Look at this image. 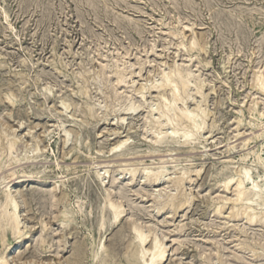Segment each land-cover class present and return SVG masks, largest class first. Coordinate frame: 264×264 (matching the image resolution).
Here are the masks:
<instances>
[{
    "label": "rangeland",
    "instance_id": "374dc122",
    "mask_svg": "<svg viewBox=\"0 0 264 264\" xmlns=\"http://www.w3.org/2000/svg\"><path fill=\"white\" fill-rule=\"evenodd\" d=\"M52 1H47L53 5L50 16L40 24L43 6L21 11L19 0H0V130L20 140L13 150L18 162L8 166L10 157L0 159V200L7 186L13 183L12 173L17 172L15 177H19V183L13 190L22 202L18 214L26 225L21 230L35 234L19 244L12 264H145L150 256L146 255L145 259L142 246L148 249L155 238L166 245L164 264H264V229L257 224H245L242 218L237 221L231 218L232 201L224 198H236L234 187L229 190L225 186L245 165L252 167L255 180L264 183V170L255 168V156L242 160L261 141L252 140L246 149L239 146L243 137L252 131L248 123L251 119L248 98L244 97L250 91L253 66L259 57L254 40L264 36V17L262 22L258 20L264 0H194V3L189 0L190 7L184 0H99L101 7L96 11L80 0ZM242 6L254 9L251 10L253 18L244 21L247 24H243V35L247 41L242 44L244 52L238 54L237 44L226 43L235 35L216 26L212 16ZM117 15L135 21L130 20V26L124 22L119 27L113 18ZM194 39L203 48H191ZM190 57L201 63L189 61ZM115 65L126 69L123 86L113 89L112 85L108 88L99 80L87 79L92 75L95 78L103 67L111 71ZM186 65L201 73L198 80L209 82L204 88V93L209 94L205 95L204 102L208 110L204 138L195 149L174 142L155 146L160 149L156 151L159 153L146 156L144 153L154 148L143 126L147 111L161 104L160 92L171 98L170 91H159L154 86L162 82L165 73ZM116 90L121 92L119 98H115ZM140 91L144 92V105L137 112L140 114L134 117L131 112L122 111L130 104L138 106ZM198 101L201 97L193 95L187 106L192 110ZM239 118L243 120L242 135L234 138ZM63 134L68 137L66 144ZM122 140L130 142L129 155L113 150ZM34 151L38 152L37 158L22 160L25 154ZM160 156L174 158L160 169L164 174L162 183L142 188L145 169L159 162ZM129 157L135 158L130 160L133 163H120V159ZM226 164L232 168H226ZM97 165H111L105 169L108 172L101 186L95 179ZM128 166L138 170L130 188L122 192L126 195L128 211L125 214L129 213L130 217L126 215L114 223L108 215L104 229L100 230L98 224L107 187H111L115 176L127 180L130 174L123 173ZM194 170H200V174L196 176ZM182 173L186 175L184 180L175 185L173 179L183 176ZM189 175H193L192 180ZM55 186L57 201L49 192ZM165 187L168 193L179 195L178 200H170ZM38 192L44 196H38ZM186 193L191 203L180 207ZM52 202H57L56 206ZM243 203L239 201L237 209ZM258 208H264V204ZM139 230L149 236L144 244L140 243ZM100 240L103 241L99 246ZM16 241L11 230L0 231V255ZM95 249L99 252L98 260L94 257Z\"/></svg>",
    "mask_w": 264,
    "mask_h": 264
},
{
    "label": "bare ground",
    "instance_id": "6f19581e",
    "mask_svg": "<svg viewBox=\"0 0 264 264\" xmlns=\"http://www.w3.org/2000/svg\"><path fill=\"white\" fill-rule=\"evenodd\" d=\"M48 0H19V5H20V9L21 11H24L26 9H28L29 7H41L43 6L42 9H44L43 14L41 15V19H40V24H43L46 19L50 16L51 14V7L53 5H50L49 2H47ZM52 1V0H51ZM83 1L84 3L89 4L90 9L92 8L93 11H96L97 7L99 6L98 3L99 0H80ZM104 1V0H103ZM102 1V3H103ZM106 1V0H105ZM121 1V0H120ZM119 1V3H120ZM152 1V0H151ZM154 1V0H153ZM175 1V0H173ZM208 1V0H207ZM211 1V0H210ZM18 2V1H17ZM53 2V1H52ZM107 2V1H106ZM114 2V0H113ZM169 2H171L169 0ZM185 4H187L189 2V0H184ZM196 2V1H195ZM214 2V1H213ZM117 3V2H116ZM180 3V2H179ZM182 3V2H181ZM194 3V0H193ZM198 3V2H196ZM211 3V2H210ZM215 3V2H214ZM178 4V3H177ZM184 4V5H185ZM190 4V3H189ZM187 4V5H189ZM207 4V3H206ZM217 4V3H216ZM102 5V4H101ZM112 5V4H111ZM114 5V4H113ZM117 5V4H116ZM121 5V4H120ZM179 5V4H178ZM185 5V6H187ZM193 5V4H192ZM196 5V4H195ZM198 5V4H197ZM196 5V6H197ZM202 5V4H201ZM212 5V4H211ZM55 6V5H54ZM106 5H104L102 7V9L105 7ZM108 6V5H107ZM175 6V5H174ZM194 6V7H196ZM203 6V5H202ZM207 7V5H205ZM218 6V5H217ZM237 6V5H236ZM247 6V5H246ZM251 6V5H250ZM249 6V7H250ZM257 6V5H255ZM259 6V5H258ZM5 7V6H4ZM101 7V6H99ZM98 7V8H99ZM110 7V6H108ZM113 7V6H112ZM181 7V6H180ZM190 7V5L188 6ZM199 7V6H198ZM210 10H213V6H210ZM232 7V6H231ZM239 7V6H238ZM241 7V6H240ZM243 7V6H242ZM245 7V6H244ZM236 8V9H230V10H222V12H217L216 14H214V16H212L215 20V25L221 27L222 29H225L228 32H232L235 35V38H233L232 40H229V42L226 41V43H235L237 44V50L236 52H241L243 51V46L242 44L244 42L247 41L246 37L243 35L245 34L243 31V24H247L244 23V21L248 18H253L252 16V12L251 10H248L249 7H247V9L245 8ZM253 7V6H252ZM251 7V8H252ZM263 7V5H262ZM53 8V7H52ZM55 8V7H54ZM111 8V7H110ZM179 8V7H178ZM187 8V7H186ZM192 8V7H191ZM216 8V7H215ZM214 8V9H215ZM221 8V7H220ZM235 8V7H233ZM260 8V6H259ZM259 8H255V9H259ZM101 9V10H102ZM113 9V8H112ZM217 9V8H216ZM227 9V8H226ZM229 9V8H228ZM54 10V9H53ZM56 10V9H55ZM100 10V9H99ZM108 10V9H107ZM110 10V9H109ZM114 10V9H113ZM195 10V9H193ZM3 11V9H2ZM5 11V10H4ZM106 11V10H105ZM107 14V12H105ZM209 12V10H207ZM259 11V10H258ZM261 13L259 14L258 20H260V22L263 21V15H264V9L261 8ZM42 12V11H41ZM99 12V11H98ZM112 12V11H111ZM109 12V14L111 13ZM254 12V11H253ZM256 12V11H255ZM55 13V12H54ZM96 13V12H95ZM211 13V12H210ZM214 13V12H213ZM4 14L7 15V13L5 12ZM97 14V13H96ZM105 14V15H106ZM118 15H121L122 13H116ZM112 15V13H111ZM114 16V21L117 22V24L119 25V27H122V25H125L124 22L130 23L131 17L127 18L126 17L123 19L121 18V16L118 17ZM124 15V14H123ZM211 16V15H210ZM40 17V16H39ZM97 17V16H96ZM123 17V16H122ZM109 18V16H108ZM112 18V17H111ZM112 18V19H113ZM250 18V19H251ZM135 19V18H134ZM257 20V19H256ZM49 21V20H47ZM135 21V20H133ZM138 21V20H137ZM136 21V22H137ZM212 21V19H211ZM139 23V22H138ZM214 23V22H213ZM255 24V21L253 22ZM84 24V23H83ZM135 24V23H134ZM251 24V23H250ZM131 25V23H130ZM129 25V26H130ZM83 26V25H82ZM141 26V25H140ZM252 27H254L253 25H251ZM126 27V26H125ZM138 26H136L137 28ZM213 27V26H212ZM245 27V26H244ZM247 27V26H246ZM258 27V26H257ZM218 28V27H217ZM220 28V29H221ZM125 29V28H123ZM130 29V28H128ZM132 29V28H131ZM141 29V28H140ZM215 29V28H214ZM221 29V30H222ZM248 29V28H247ZM251 29V28H250ZM91 30V29H89ZM219 30V29H217ZM220 30V31H221ZM252 30V29H251ZM92 31V30H91ZM90 31V33H91ZM136 31V30H135ZM138 31V30H137ZM142 31V30H141ZM140 31V33H141ZM215 31V30H214ZM219 31V32H220ZM249 31V30H248ZM93 32V31H92ZM175 32V31H173ZM172 31H170L169 33H173ZM177 32V31H176ZM223 32V31H222ZM250 32V31H249ZM139 33V32H138ZM93 34V33H92ZM218 34V33H217ZM177 33L174 34V36H176ZM178 36V35H177ZM219 36V35H217ZM225 36V35H224ZM230 36H233L230 34ZM247 36H249L247 34ZM252 36V35H251ZM261 36V35H259ZM94 37V36H93ZM227 37V36H226ZM225 37V38H226ZM258 37V36H257ZM256 37V38H257ZM223 38V36H222ZM223 38V39H225ZM250 38V37H249ZM253 39V37H252ZM222 39H220L221 41ZM250 39H248L249 41ZM254 40V39H253ZM224 41V40H222ZM225 42V41H224ZM254 42H257L255 44H257V49H256V53H258L257 55L258 60L255 63V65L253 66V70H252V75H251V80L252 83L251 84V88L249 89L250 91H244L247 92V94L245 95L244 98H248L247 102L249 104H247L248 106V111L250 114L251 119H249V131L250 129L252 131H250L251 133L246 134L243 137V140L241 142V146L243 149H246L245 147H247L249 145V143L252 140H257L259 139L261 141V144L259 145V147L257 149H253L251 151H248L247 153H245V155L243 156L242 160H246L247 157L249 155H254L255 156V168L259 169L263 168L264 170V157L262 155H264V153L262 154V152H264V36L259 37L258 39H255ZM253 42V43H254ZM201 43V42H200ZM233 44V46L235 45ZM249 44V43H246ZM191 48H197V47H202L203 45L200 44L199 46V41L197 39H194V41L191 43ZM225 46V45H224ZM231 47V46H230ZM246 47V46H245ZM254 47V50H255ZM203 48V47H202ZM236 48V46H235ZM207 51V50H206ZM244 52V51H243ZM255 52V51H254ZM232 53V52H231ZM233 54V53H232ZM239 54V53H238ZM197 57V56H196ZM191 58V57H190ZM196 61L198 60L197 58H195ZM189 61H193L194 62V58H191V60ZM195 61V62H196ZM199 61V60H198ZM142 62V61H141ZM194 62V63H195ZM200 62V61H199ZM201 63V62H200ZM56 64V63H55ZM105 65V64H104ZM196 65V64H195ZM108 66V65H107ZM116 66V65H115ZM236 66V65H235ZM121 67V66H120ZM119 66H116V68L112 69L111 71H108L107 68L103 67L100 71H97V75L95 76V78L92 76H88L87 79L89 80H99L100 83L102 84V86L108 87L110 88L111 85L113 89H117V86L122 85L124 83H126V79L123 78V72L126 70L121 69ZM192 66H187L185 68H175V70L172 73H165L163 75V80L162 82H160L159 84H156L154 87L159 90V91H170L171 93V98H167L165 97V93L163 94L162 92H160V94L158 95L160 97V99L162 100L161 104L158 107H151V109H147L148 111V115L145 118V125L147 130V136H149L151 138L152 144L154 146V148L149 149L146 153H144V155H150L153 154L155 152V154L159 153L156 152L160 149H155V146H160L163 144H171L174 142H182L184 143L183 146H186V144L190 145L189 149H195L196 148V144L202 142L201 140L204 138L203 133L206 130V119L208 116V110L204 108V102H205V95L207 93H204V88H206V81L205 80H198L199 79V74L195 73V71L193 70V68H191ZM109 69V68H108ZM129 69V68H127ZM235 69V68H234ZM52 70V69H51ZM110 70V69H109ZM199 70V69H198ZM96 71V70H95ZM138 71V70H137ZM126 72V71H125ZM41 73V72H40ZM130 73V72H129ZM46 74V73H45ZM54 74V73H53ZM93 74V73H92ZM202 76V75H201ZM127 77V76H126ZM94 78V79H93ZM201 78V77H200ZM86 79V80H87ZM250 80V81H251ZM87 82V81H86ZM249 84V86H250ZM242 85V84H241ZM244 85V84H243ZM123 86V85H122ZM104 87V88H105ZM153 87V86H152ZM244 87V86H243ZM103 88V87H102ZM242 88V87H241ZM248 88V87H247ZM101 89V88H100ZM99 89V91H100ZM120 91V90H119ZM118 90H116L115 92V98H119V95L121 94V92H119ZM123 91V90H122ZM158 91V92H159ZM163 91V92H164ZM107 92V90H106ZM120 93V94H119ZM125 93V92H124ZM163 95H162V94ZM168 93V92H167ZM144 92L140 91V95H139V104L138 106H131L132 104H130V106H126V108L124 107L122 109V111H128L131 112V114L135 117L137 115H139L140 113H137L138 110L140 109V107H143L144 105V101H143V97H144ZM193 95H199L201 97V101L197 103V105L190 110L191 108H189V106H187V104L189 103V100L193 97ZM209 95V94H207ZM48 96V95H46ZM121 96V95H120ZM168 96V95H167ZM244 96V93H243ZM108 97V96H107ZM108 100V99H107ZM232 100V99H231ZM246 100V99H245ZM234 101V100H233ZM196 102V101H195ZM135 103H133L134 105ZM68 105V103H67ZM70 105V104H69ZM189 105V104H188ZM64 107V106H62ZM66 107V106H65ZM121 110V108L119 109ZM207 111V112H206ZM241 114H244L243 110L240 109L238 110ZM210 113V112H209ZM121 117V116H120ZM242 117V116H241ZM244 117V116H243ZM249 117V118H250ZM123 119V118H122ZM125 120V119H124ZM79 121V119H78ZM81 121V120H80ZM242 119L239 118L238 121V125L236 127V129L234 130V138L235 137H239L240 135H242L241 131H242ZM81 123H85L83 121H81ZM247 123V122H246ZM247 123V124H248ZM22 124V123H21ZM75 125V124H74ZM92 125V124H91ZM90 125V127H91ZM65 126V124H64ZM78 126V125H77ZM244 126V125H243ZM93 127V126H92ZM83 128V127H82ZM87 128V126H86ZM94 128V127H93ZM92 128V131L94 130ZM145 128V127H144ZM254 129H257V131H254ZM4 130V129H3ZM2 130V131H3ZM7 130V129H6ZM10 130V129H9ZM87 130V129H86ZM248 130V129H247ZM2 131L0 130V159L4 156L5 157H10L7 160V165H12L14 162H18L19 159L15 158L13 156V150L17 144V142H19V138L17 139H12L14 137H10L8 134L6 133H2ZM112 132V131H111ZM69 133V132H66ZM93 133V132H92ZM87 136V135H86ZM16 138V137H15ZM62 138L64 139V143L66 144L68 142V137L67 135L63 134ZM22 140V139H21ZM88 141V139H86ZM5 142V143H4ZM23 142V141H22ZM20 143V142H19ZM18 143V145H19ZM136 143V142H135ZM24 144V143H23ZM85 144V142H84ZM130 144V142H129ZM128 141H121L119 142L116 146H114L113 150L115 152H119L118 154L120 155H129L131 152L127 149L129 147ZM177 144V143H176ZM182 145V144H181ZM201 145V144H200ZM253 145V144H252ZM20 146V145H19ZM38 146V144H37ZM89 146V144H88ZM238 146V147H239ZM25 147V146H24ZM29 147V146H27ZM36 147V146H35ZM201 147V146H200ZM209 147V146H208ZM239 147V148H241ZM166 148V147H165ZM175 148V147H174ZM248 148V147H247ZM170 149V148H169ZM78 150V149H77ZM138 150V149H137ZM186 150V149H185ZM230 150V149H229ZM17 151V149H16ZM80 151V150H79ZM113 151V152H114ZM182 151V150H180ZM189 151V150H188ZM200 151V150H199ZM245 151V150H244ZM82 152V151H81ZM203 152V151H202ZM29 153V152H28ZM89 153V152H88ZM38 152L34 151L33 154H25L24 155V159L22 160H33L35 158H37L39 155H37ZM84 154V153H83ZM187 154V153H186ZM205 154V153H204ZM16 155V154H14ZM139 155V154H138ZM17 156V155H16ZM93 156V155H92ZM98 156V155H97ZM168 156V155H166ZM166 156H160L159 158L157 157V159H159V162L148 166L145 169V172L143 173V187H148V186H159L161 182V180L163 179V170L160 171V169L162 168V165L171 162L169 160L174 159L173 157H166ZM170 156V155H169ZM88 157V156H87ZM135 157V156H134ZM137 157V156H136ZM144 157V156H143ZM153 157V156H152ZM196 157V156H195ZM125 158V159H120V163L122 164H126L128 162H132L130 160H132V158ZM139 158V157H137ZM154 158V157H153ZM151 158V159H153ZM188 158V157H187ZM135 159V158H133ZM146 159V158H144ZM143 159V160H144ZM3 160V158H2ZM21 160V161H22ZM235 160V159H234ZM1 161V160H0ZM101 161V160H100ZM108 161V160H107ZM104 161V162H107ZM117 161V160H116ZM153 161V160H152ZM227 161V160H226ZM231 161V160H230ZM2 162V161H1ZM20 162V161H19ZM90 162V161H89ZM88 162V163H89ZM92 162V161H91ZM90 162V163H91ZM95 162V161H94ZM103 162V161H102ZM156 162V161H155ZM173 162V161H172ZM232 162H234L232 160ZM24 163V161H23ZM75 163V162H73ZM133 163V162H132ZM87 164V163H86ZM96 164V162H95ZM104 164V163H102ZM106 164V163H105ZM104 164V165H105ZM141 164V163H140ZM59 165V164H57ZM107 165V164H106ZM130 165V164H129ZM133 165V164H132ZM137 165V164H136ZM229 165V164H228ZM1 166V164H0ZM20 166V165H19ZM89 166V165H88ZM98 166V165H97ZM111 166V165H110ZM110 166H101L99 165L96 169H98L97 174L95 176L96 179V183L101 186L105 181V174H107L108 170H105L106 168L110 167ZM127 165H124V167ZM134 166V165H133ZM132 166V167H133ZM227 166V164H226ZM95 167V166H94ZM130 166H128L127 169H125L124 173L125 176H127L128 174H130L129 178L120 180L118 177H113L112 180V185L111 187H107L106 190V202L104 204L101 210V222L98 224L100 225V230H103L105 227V218L106 216H111L112 220L115 222H117L120 218H125L126 215L128 217L129 213L125 214L128 210H126V205H125V199L124 196L126 195H122V192L124 194V191L127 188H130L131 182L134 181V179H136L137 176V168H129ZM226 168H230V165L227 166ZM232 168V166H231ZM230 168V169H231ZM58 169V168H57ZM67 169V168H66ZM1 170V169H0ZM22 170V169H21ZM30 170V169H29ZM43 170V169H42ZM68 170H70V167L68 166ZM73 170V169H72ZM71 170V171H72ZM76 170V169H74ZM73 170V172H74ZM251 170L252 167L250 166H246L242 167V169H240L238 171V175L236 177H232L229 182L226 184V189H229L232 187H234V192H236V194H234V197H224L225 199H227V201H232V206H231V213H230V217L233 218L234 220H239V218H242L244 220H246L245 224H250V225H259L261 228L264 229V208H258L260 205L264 204V183H260L259 181L255 180L251 174ZM11 171V170H10ZM23 171V170H22ZM196 173L195 175L197 176L198 174H200V170H194ZM194 171H191L192 173ZM229 171V170H228ZM26 172V171H24ZM51 172V170L49 171ZM53 172V171H52ZM70 172V171H69ZM95 172V173H96ZM231 172V171H230ZM94 173V174H95ZM165 173V172H164ZM186 173H188L186 171ZM236 173V172H235ZM17 174V172H13L12 176L13 178V183L9 184L6 188V190L3 192L4 196L3 198L0 200V231L1 232H5L7 230H11L12 234L17 237V241L16 243L12 244L9 246V248L6 249V251L4 252L3 255H0V264H12L15 260L16 257L15 255H13L16 251H18L19 248V244H21V242L24 239H28L30 237H34V235L32 233H23L21 229H23L25 225V222L23 223L22 219L20 218V215L18 214V211L22 208V202L19 200L20 197L19 195L16 193V190H13V186H15L16 184L19 183L18 179L19 177H15ZM22 174V173H21ZM166 174V173H165ZM183 176L181 175V177H176L173 179V182L176 184H180L185 176L184 173H182ZM233 174V173H232ZM1 175V174H0ZM26 175V174H25ZM90 177V176H89ZM190 178V180H192L193 175H189L188 176ZM8 179V178H7ZM85 179V178H84ZM83 179V180H84ZM168 179V178H167ZM171 179V178H170ZM21 180V179H20ZM18 181V182H17ZM74 181V180H73ZM88 181V180H87ZM102 181V182H101ZM126 181V182H125ZM168 181V180H167ZM189 181V180H188ZM92 182V179H91ZM191 182V181H190ZM74 183V182H73ZM93 183V182H92ZM165 183V182H163ZM168 183V182H167ZM87 184V183H86ZM166 184V183H165ZM73 185V184H72ZM65 186V185H64ZM91 186V185H90ZM60 188V186H58ZM67 187V186H66ZM176 187V186H175ZM179 187V186H178ZM97 188V187H95ZM39 189V188H38ZM100 189V188H99ZM105 189V188H104ZM41 190V188H40ZM92 190V188H91ZM96 190V189H95ZM166 187L164 188V191H166ZM176 190V189H175ZM183 190V189H182ZM97 191V190H96ZM149 191V190H148ZM42 192V191H41ZM38 192V196H44V193ZM45 192V191H44ZM50 194H52V199H58L56 198L57 196V186H55L52 189V193L51 191H49ZM83 192V190H82ZM87 192V191H86ZM104 192V191H103ZM182 192V191H181ZM180 192V195H181ZM93 193V191H92ZM99 193V190H98ZM126 193V192H125ZM168 193V192H167ZM166 195L168 196V198H170V200H178L179 195H176L174 193H168ZM179 193V192H178ZM49 194V195H50ZM91 194V193H90ZM100 194V193H99ZM165 194V193H164ZM187 196H185L184 198V202L180 205V207H184L186 204H190L191 203V198L188 196V193H186ZM33 195V194H32ZM104 195V194H103ZM161 195V194H160ZM165 195V196H166ZM102 196V195H101ZM183 196V194H182ZM50 197V196H49ZM48 197V198H49ZM85 197V196H84ZM223 197V196H222ZM33 198V197H32ZM40 198V197H39ZM38 198V199H39ZM45 198V197H43ZM102 198V197H101ZM159 198V197H158ZM167 198V199H168ZM181 198V196H180ZM223 198V199H224ZM42 199V198H41ZM40 199V200H41ZM87 199V197H86ZM93 199V198H92ZM166 199V198H165ZM45 200V199H44ZM97 200V199H96ZM103 200V199H102ZM38 201V200H37ZM36 201V202H37ZM46 201V200H45ZM57 201V200H56ZM85 201V200H82ZM81 201V202H82ZM244 202L242 207L237 209L238 206V202ZM39 202V201H38ZM43 202V201H42ZM41 202V203H42ZM54 202V201H53ZM52 202V203H53ZM102 202V201H101ZM164 202V201H163ZM46 203V202H44ZM56 203H53V206H56ZM172 203V202H170ZM175 203V202H174ZM90 204V202L88 203ZM97 204V203H96ZM166 204V203H165ZM173 204V203H172ZM41 205V204H40ZM82 205V204H81ZM95 205V203H94ZM167 205V204H166ZM176 205V204H175ZM102 206V203H101ZM174 206V205H173ZM90 207V206H89ZM172 207V206H171ZM170 207V208H171ZM176 207V206H175ZM179 207V205H178ZM177 207V208H178ZM179 207V208H180ZM79 208H82L79 206ZM98 208V205H97ZM174 207H172L173 210ZM223 208V207H222ZM230 208V207H229ZM90 209V208H89ZM163 209V208H162ZM181 209V208H180ZM241 209V210H240ZM22 210V209H21ZM94 210V209H93ZM81 211V210H80ZM90 211V210H88ZM175 211V210H174ZM177 211V210H176ZM222 211V210H221ZM73 212V211H72ZM91 212V211H90ZM75 213V212H73ZM81 213V212H79ZM92 213V212H91ZM82 214V213H81ZM97 214V213H96ZM131 214V213H130ZM177 214V213H176ZM64 215H67V213H64ZM76 215V214H75ZM86 217V216H85ZM89 217H91V214L89 215ZM130 217V215H129ZM128 217V218H129ZM109 218V217H108ZM133 218H131L132 220ZM71 220V219H70ZM124 220V219H123ZM84 221V220H83ZM96 221V219H95ZM108 221V220H107ZM110 221V219H109ZM87 222V221H86ZM91 222V221H90ZM89 222V223H90ZM113 223V222H112ZM111 223V224H112ZM64 224V223H63ZM95 225V224H94ZM118 225V224H117ZM135 225V224H134ZM110 226V225H109ZM136 227V226H135ZM246 227V225H245ZM91 228V227H90ZM137 229V228H136ZM99 230V231H100ZM141 231V230H139ZM102 232V231H101ZM151 232V231H150ZM138 233V232H137ZM107 234V233H106ZM103 236V235H102ZM106 237V235H105ZM148 235L143 233L142 231L140 232V243L144 244L147 239H148ZM37 239V237H35ZM100 238V237H98ZM103 238V237H102ZM101 238V239H102ZM3 239V238H2ZM44 239L41 238L40 242H42ZM104 240V239H103ZM99 242V246L101 245V241ZM4 241V240H3ZM7 241V240H6ZM98 240H96L97 242ZM106 241V240H105ZM107 243V242H106ZM81 245V244H80ZM142 246V245H141ZM144 246H142V255L145 257L146 255L149 257V259L145 262V264H164L163 262L166 260V253H167V249H166V245L164 242L158 241L157 238L154 239L152 246L147 248H143ZM94 248V247H93ZM168 248V246H167ZM58 253V252H57ZM98 250L95 249L94 250V254H95V260H98L99 254H98ZM20 254V253H19ZM105 255V254H104ZM243 256V255H242ZM139 257V256H137ZM239 259H242L240 257V255L238 256ZM244 258V257H243ZM104 259V258H103ZM140 259V258H139ZM146 259V257H145ZM245 259V258H244ZM243 259V260H244ZM102 261V260H101ZM75 262V261H74ZM96 262V261H94ZM134 262V261H133ZM143 263V262H142ZM95 264V263H94ZM133 264V263H132Z\"/></svg>",
    "mask_w": 264,
    "mask_h": 264
}]
</instances>
